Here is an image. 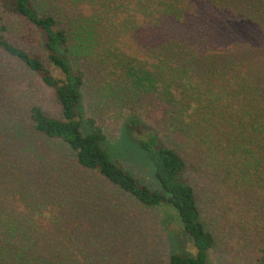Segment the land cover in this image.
<instances>
[{
  "label": "rangeland",
  "instance_id": "obj_1",
  "mask_svg": "<svg viewBox=\"0 0 264 264\" xmlns=\"http://www.w3.org/2000/svg\"><path fill=\"white\" fill-rule=\"evenodd\" d=\"M31 2L39 14H52L58 26L67 31L69 51L65 55L73 68L81 69L84 75L78 106L80 118L85 122L91 117L103 127L113 159L141 184L158 189L146 153L132 140L134 136L141 139L150 132L156 134L163 145L177 152L186 163L182 177L194 187L200 219L215 241L208 264H256L264 224V150L256 147L257 159L251 160L253 164L248 169H244L237 157L227 158L224 153L230 144L229 137H236L232 125L218 118L219 106L209 116L202 109H195L206 103L201 95L205 77L195 74L192 79L186 78L175 69L186 59L202 60L204 54L199 46L211 34L227 43L210 44L209 52L212 48L213 51L232 49L233 41L239 38L255 43V50L261 54L264 39L258 25L239 17L231 24L230 20L208 16L209 9L193 21L183 13L181 32L177 33L181 38L173 41L169 32L166 40L163 32L152 36L145 27L146 14L133 9L129 4L132 0ZM0 17V26H5L0 35L15 46L39 55L44 65L59 77L47 59L41 32L1 7ZM170 69L172 75L166 73ZM0 71V142L13 134L14 125L23 133L29 132L32 106H40L50 116L59 117L60 107L53 91L1 49ZM146 71L158 76L151 77ZM211 76L208 80L215 81ZM187 88L194 93H191L192 104L187 105L180 98L172 99V95L181 89L187 92ZM244 136L247 140L254 138L250 132H244ZM58 146L64 148L73 163V154ZM85 177L98 184L99 190L92 189L97 193L91 192L90 196L92 201L97 200L96 194L103 198L108 217L97 221L102 229L94 228L92 222L71 221L82 231L75 235L74 243L66 236L58 246L65 262L167 264L172 253H195L192 240L182 230L171 207L142 208L115 186L101 181L97 174L86 173ZM14 206L17 207L12 203ZM48 225L49 236L59 231L57 223L48 222ZM61 232L60 229L62 237Z\"/></svg>",
  "mask_w": 264,
  "mask_h": 264
},
{
  "label": "trees",
  "instance_id": "obj_2",
  "mask_svg": "<svg viewBox=\"0 0 264 264\" xmlns=\"http://www.w3.org/2000/svg\"><path fill=\"white\" fill-rule=\"evenodd\" d=\"M129 4L146 14L144 21L148 23L145 26L148 32L152 36L163 32L165 40L167 32L173 41L181 38L177 33L181 32L179 25L183 13L193 21L201 18L206 9L211 12L208 16L230 20L231 24L235 17L247 18L258 25L264 39V0H132ZM0 7L4 12L25 19L41 32L47 59L60 75L55 76L39 55L15 46L0 35L3 53L19 61L25 70L34 73L50 88L60 107L59 117H53L42 107L32 106L29 132L23 133L14 125L13 134L0 142V264H69L61 258L58 246L66 236L74 243L75 235L82 231L71 221L92 222L94 228L102 229L96 223L108 217L103 198L96 194L97 200L92 201L90 195L95 192L92 189L99 190L98 184L88 181L86 173L97 174L101 181L115 186L142 208H172L182 230L192 240L195 253H172L167 264H208L215 241L200 219L194 187L182 177L186 169L182 157L163 145L152 132L146 138L134 136L133 144L146 153L152 165L158 189L141 184L113 159L103 127L91 117L85 122L80 118L78 106L84 75L81 69L73 68L65 55L69 51L68 34L58 26L56 17L39 14L31 0H0ZM173 18L177 24L172 22ZM153 23L154 27L149 25ZM0 30L4 31L5 26L1 25ZM213 35L200 41L202 60L192 56L194 58L186 59L175 70L190 79L195 74L205 77L201 95L206 103L195 109L200 108L209 116L219 106L216 115L232 125V134L236 136L229 137L230 144L224 155L237 157L244 169H248L253 164L251 160L257 159L256 147L264 150V49L259 54L255 43L238 38L233 41L232 49L213 51L212 48L209 52L210 44L227 43ZM166 73L172 75V69ZM210 74L215 81L208 80ZM191 93L194 94L189 88L187 92L181 89L172 99L180 98L190 105ZM244 132H250L254 138L247 140ZM58 145L73 154V163ZM12 203L17 207H12ZM48 222L58 224L56 227L62 230V237L56 228L55 234L49 236ZM259 238L260 257L256 264H264V224Z\"/></svg>",
  "mask_w": 264,
  "mask_h": 264
}]
</instances>
